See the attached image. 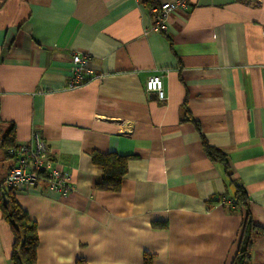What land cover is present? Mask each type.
I'll list each match as a JSON object with an SVG mask.
<instances>
[{
    "label": "crops",
    "instance_id": "obj_1",
    "mask_svg": "<svg viewBox=\"0 0 264 264\" xmlns=\"http://www.w3.org/2000/svg\"><path fill=\"white\" fill-rule=\"evenodd\" d=\"M172 1V0H159ZM264 0H184L166 30L136 0H0V182L36 131L70 174L14 191L36 222V264H231L244 210L264 228ZM85 80L67 87L71 53ZM161 77L165 100L145 89ZM92 153L127 157L120 189H97ZM247 264H264V232ZM0 209V264H13Z\"/></svg>",
    "mask_w": 264,
    "mask_h": 264
},
{
    "label": "trees",
    "instance_id": "obj_2",
    "mask_svg": "<svg viewBox=\"0 0 264 264\" xmlns=\"http://www.w3.org/2000/svg\"><path fill=\"white\" fill-rule=\"evenodd\" d=\"M143 3L147 4L149 8L152 5L149 1H143ZM1 146L5 150L15 146L13 127H9L3 133ZM205 151L210 160L224 165L227 180L234 184L235 188L233 204L244 210L239 245L231 264H247L252 245L251 236L253 233H263L264 228L255 224L252 220L248 207V195L245 189L233 179L225 154L210 145L205 146ZM8 157L10 156L8 155ZM91 158L92 162L102 171V177L95 187L106 191H118L125 173L127 157L114 153H92ZM14 191L12 188L6 187L3 181L0 182V209L2 217L8 223L13 234L10 259L13 264H36V249L38 246L37 225L18 204ZM145 262L148 264L149 258Z\"/></svg>",
    "mask_w": 264,
    "mask_h": 264
},
{
    "label": "built area",
    "instance_id": "obj_3",
    "mask_svg": "<svg viewBox=\"0 0 264 264\" xmlns=\"http://www.w3.org/2000/svg\"><path fill=\"white\" fill-rule=\"evenodd\" d=\"M136 1L140 3L149 1L152 3L149 9L153 14L154 28L158 31H165L170 14L179 7L184 6V0ZM71 61L67 87L73 89L80 86L85 80L86 64L89 57L87 54L72 52ZM145 89L154 93L159 100L166 99L162 79L157 74H152L146 78ZM6 153L13 159V164L8 168L3 180L6 187L19 190L43 183L48 191L61 197H66L72 192L74 187L70 182L69 172L50 156L48 144L36 131L31 133L29 142L16 144L8 148Z\"/></svg>",
    "mask_w": 264,
    "mask_h": 264
},
{
    "label": "water",
    "instance_id": "obj_4",
    "mask_svg": "<svg viewBox=\"0 0 264 264\" xmlns=\"http://www.w3.org/2000/svg\"><path fill=\"white\" fill-rule=\"evenodd\" d=\"M6 201V200H5Z\"/></svg>",
    "mask_w": 264,
    "mask_h": 264
}]
</instances>
